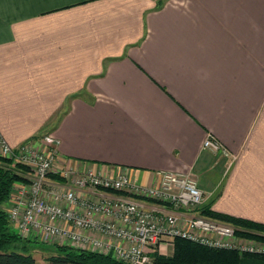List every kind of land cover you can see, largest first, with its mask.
Returning <instances> with one entry per match:
<instances>
[{
  "label": "crops",
  "instance_id": "1",
  "mask_svg": "<svg viewBox=\"0 0 264 264\" xmlns=\"http://www.w3.org/2000/svg\"><path fill=\"white\" fill-rule=\"evenodd\" d=\"M0 134L264 222V0H0Z\"/></svg>",
  "mask_w": 264,
  "mask_h": 264
},
{
  "label": "built area",
  "instance_id": "2",
  "mask_svg": "<svg viewBox=\"0 0 264 264\" xmlns=\"http://www.w3.org/2000/svg\"><path fill=\"white\" fill-rule=\"evenodd\" d=\"M43 140V148L30 141L14 147L0 134V154L29 167L27 180L13 186L8 206L21 234L56 238L129 264H153L157 247L176 236L212 247L264 252V242L201 212L203 190L191 173L160 170L149 184L130 174L55 167L57 140L49 134ZM203 144L224 148L212 135ZM137 197L152 202L147 205Z\"/></svg>",
  "mask_w": 264,
  "mask_h": 264
},
{
  "label": "trees",
  "instance_id": "3",
  "mask_svg": "<svg viewBox=\"0 0 264 264\" xmlns=\"http://www.w3.org/2000/svg\"><path fill=\"white\" fill-rule=\"evenodd\" d=\"M28 170L25 163L0 154V264H40L31 248L42 241L21 234L8 214L13 186L27 180ZM51 176L60 178L54 173ZM200 210L233 224L239 234L264 241V222L208 207H201ZM173 241L171 253L153 252L155 264H264V252H240L236 248L212 247L178 236ZM53 247V252L46 258L49 264H129L109 253L66 243H55Z\"/></svg>",
  "mask_w": 264,
  "mask_h": 264
},
{
  "label": "rangeland",
  "instance_id": "4",
  "mask_svg": "<svg viewBox=\"0 0 264 264\" xmlns=\"http://www.w3.org/2000/svg\"><path fill=\"white\" fill-rule=\"evenodd\" d=\"M16 147V146H14ZM58 167V166H56ZM57 169V168H55ZM225 221V220H222ZM226 222V221H225ZM41 239V237H39ZM255 239V238H253ZM43 240V239H42ZM259 240V239H256ZM261 241V240H259ZM264 242V241H261ZM35 247H32V252L37 260L38 263L40 264H49V261L46 259L47 255H50L51 252H53L54 247L53 245H47L44 244L42 242H37L35 243ZM173 245H174V241H169V240H165L164 242H162L158 247H157V252L159 253H164V254H169L172 252L173 249ZM153 264H155V260L153 258Z\"/></svg>",
  "mask_w": 264,
  "mask_h": 264
}]
</instances>
